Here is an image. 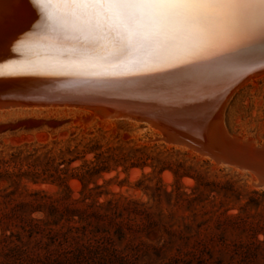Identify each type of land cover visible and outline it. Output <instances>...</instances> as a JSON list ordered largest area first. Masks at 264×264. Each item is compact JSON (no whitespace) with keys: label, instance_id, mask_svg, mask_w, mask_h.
<instances>
[{"label":"rangeland","instance_id":"rangeland-1","mask_svg":"<svg viewBox=\"0 0 264 264\" xmlns=\"http://www.w3.org/2000/svg\"><path fill=\"white\" fill-rule=\"evenodd\" d=\"M20 107L0 108V156L25 157L46 181L23 183L48 186L37 190L55 195L62 211L53 228L64 233L66 258L45 234L43 264H264V188L251 186V174L168 145L144 122L101 123L86 107ZM224 110L228 132L263 144L264 71L241 83ZM91 150L108 172L87 173ZM93 200L104 204L103 218L90 215Z\"/></svg>","mask_w":264,"mask_h":264},{"label":"bare ground","instance_id":"bare-ground-1","mask_svg":"<svg viewBox=\"0 0 264 264\" xmlns=\"http://www.w3.org/2000/svg\"><path fill=\"white\" fill-rule=\"evenodd\" d=\"M40 7L45 10L48 20L54 23H38L39 17L29 0H0V92H5L2 95H17L14 91L21 90L20 95L10 97V100L23 101L32 96L58 97L62 100L56 103L16 106L86 107L91 111L90 116H96L101 123L110 118H104L100 109L82 105L83 103L92 101L110 107L139 109L154 117L142 116L137 120L126 121L147 123L157 129L155 132L164 143L184 147L198 158L205 159L208 158L205 154L175 144L159 121L194 131L200 129V124L220 106L214 117L215 134L220 135L225 131L232 138L252 142L256 146L264 145L231 134L222 118L225 104L234 90L246 80L263 73L264 70L249 75L224 99V93L228 91L238 70L243 71L249 65L251 67L264 62V36H257L247 46L226 56L200 59L195 63L182 61L195 59L193 54L204 56L218 52L220 42L209 34L188 35L169 44L155 43L134 52L119 66L89 63L81 68H73L70 65L76 63L78 41L85 37L63 30V12L67 6ZM115 39L116 37L99 38L102 54L111 53ZM175 64L180 66H173ZM128 65L135 67L128 70ZM3 107L15 106H0ZM208 159L216 167L225 166L251 174V186L256 189L264 188L252 172ZM136 173V170L132 171L133 175ZM36 187L48 188L45 185Z\"/></svg>","mask_w":264,"mask_h":264},{"label":"snow or ice","instance_id":"snow-or-ice-1","mask_svg":"<svg viewBox=\"0 0 264 264\" xmlns=\"http://www.w3.org/2000/svg\"><path fill=\"white\" fill-rule=\"evenodd\" d=\"M39 22L49 21L41 5H65L64 31L82 34L76 63L119 66L134 52L155 43L169 44L188 35L209 34L218 40L219 51L193 54L195 63L238 51L264 36V0H29ZM35 27V25H33ZM116 37L109 55L98 40ZM173 66H180L175 64ZM133 70L134 65H128ZM2 75V73H0Z\"/></svg>","mask_w":264,"mask_h":264},{"label":"trees","instance_id":"trees-1","mask_svg":"<svg viewBox=\"0 0 264 264\" xmlns=\"http://www.w3.org/2000/svg\"><path fill=\"white\" fill-rule=\"evenodd\" d=\"M91 151L95 153L96 161L85 164L87 173L94 177L102 172H108V163L100 161V158H103L102 154H96L95 150ZM25 160V157L17 153L0 156V264H43L39 251L40 238L45 234L55 241L58 240L63 248V253L61 252L63 258H66L67 254L60 239L64 233L53 228L62 220V211L55 204V195L43 190L29 189V183L36 185L46 180H40L33 172L34 166L24 164ZM24 179L29 183H23ZM66 190L69 191L68 188ZM89 207L92 208L90 215L94 218L104 217V214H101L104 204L97 205L93 200ZM46 211L53 217L51 220L46 217L42 219L33 217L35 213H46ZM65 211L71 213V218L67 221H72L74 209L65 207ZM66 228L68 232L74 231V226L68 225ZM33 240H35V248L30 245ZM96 249L99 252L100 246Z\"/></svg>","mask_w":264,"mask_h":264},{"label":"water","instance_id":"water-1","mask_svg":"<svg viewBox=\"0 0 264 264\" xmlns=\"http://www.w3.org/2000/svg\"><path fill=\"white\" fill-rule=\"evenodd\" d=\"M1 14H3V12ZM262 70H264V62L259 63L258 65H252L251 67L249 65L243 71L238 70L233 77V82L230 83L228 91H225L224 93V99H226L227 95L245 78ZM3 93L5 92H0V106L48 104L51 102L56 103L57 101L62 100V98L58 97L41 96H32L30 99H25L23 101L10 100V97L20 95L21 90L14 91L17 95H2ZM82 105L100 109V114L104 118L137 120L142 116L154 117L151 114L135 108L124 109L114 106L110 107L108 105L92 101L85 102ZM219 107L220 106L217 107V110ZM217 110L208 115L206 120L200 124V129L194 131L182 129L183 127L180 126L175 127L165 121L159 122L163 130L170 136L171 140L175 144L192 148L197 152L205 154L206 157L212 160L220 161L224 165L250 171L256 175L260 185L264 186V145L256 146L252 142L250 143L238 138H232L225 131H222L220 135L215 134L213 126L215 124L214 117L216 116Z\"/></svg>","mask_w":264,"mask_h":264}]
</instances>
